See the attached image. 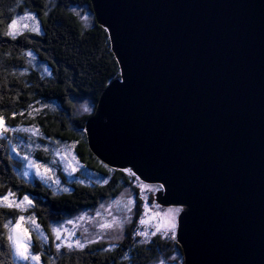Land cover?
Here are the masks:
<instances>
[{"label":"water","instance_id":"obj_1","mask_svg":"<svg viewBox=\"0 0 264 264\" xmlns=\"http://www.w3.org/2000/svg\"><path fill=\"white\" fill-rule=\"evenodd\" d=\"M90 2L120 67L91 152L184 209V264H264V0Z\"/></svg>","mask_w":264,"mask_h":264},{"label":"trees","instance_id":"obj_2","mask_svg":"<svg viewBox=\"0 0 264 264\" xmlns=\"http://www.w3.org/2000/svg\"><path fill=\"white\" fill-rule=\"evenodd\" d=\"M25 14L35 19H21ZM86 14L93 15L90 0H0V116L7 125L19 128L0 139V195L11 189L16 195L9 201L28 195L34 205H28L26 211L0 206V264H13L15 259L4 224L11 217L10 227L15 226L21 215L25 219L19 223L30 231L31 251L40 254V264H152L160 255L175 251L183 257L176 242L156 237L143 244L133 237L143 213L141 183L103 164L89 148L87 121L106 88L120 78V67L108 32L94 15L92 27L87 28L82 22ZM12 19L20 24L15 31L9 27ZM37 24L39 33L33 31ZM85 107L92 112H83ZM28 128L39 129V133L24 131ZM70 147L83 166L72 176L64 171L58 156ZM29 161L46 165L50 169L47 176L32 172ZM103 178L107 183H101ZM128 190L137 203L133 224L127 226L121 241L71 250L60 247L57 252L53 224L96 211L103 202L115 201ZM33 214L47 237L43 248V239L28 226ZM16 264L29 262L17 260Z\"/></svg>","mask_w":264,"mask_h":264},{"label":"rangeland","instance_id":"obj_3","mask_svg":"<svg viewBox=\"0 0 264 264\" xmlns=\"http://www.w3.org/2000/svg\"><path fill=\"white\" fill-rule=\"evenodd\" d=\"M82 22L87 28H91L93 15L86 14L82 17ZM18 25L20 24H17V26L14 28V31L17 30ZM83 112L91 113L92 108L85 107L83 108ZM58 156L61 164L64 166V171L69 176L75 175L82 170V163H80L79 159L77 158L73 147L64 148L63 151L58 154ZM30 170L37 173L35 167H31ZM39 173V176H47V173L42 172L41 170H39ZM142 185H145L147 187H142ZM138 187L141 191L140 196L143 199V213L139 221L136 222V230L133 233V237H139L141 239L140 243L143 244L151 243L152 240L156 237H160L162 240L167 242L177 243L178 218L184 211V209L181 207H168L181 209L179 213L175 214L177 223L176 238L172 239V233L170 231H167V234L165 235L166 229L168 227V218L163 217V213L168 208L160 206L156 201L158 193L163 189L150 191L149 188L159 189V186L146 185L143 183L138 185ZM129 200L132 201L131 204L128 203ZM117 201H119V203H117ZM136 203L137 201L135 194L130 190L125 191L117 200L110 203L103 202L96 211H84L74 218H69L64 222L53 224L52 229L59 228L61 230L60 240H55L57 244L61 245V247H67V244L69 242L75 245V241L77 239H79L81 243L84 244V247L89 244L101 241L116 244L118 241H121L125 237L127 226L133 224L132 222L134 220V210L136 207ZM153 205H158L159 207H154ZM24 207L26 208L28 207V205L25 203ZM129 208L131 209L130 211L128 210ZM142 219L144 221L143 224L141 223ZM113 220H115L117 224H113V226L110 228L101 227L104 224L111 223ZM35 225H37L35 221L30 222V224L28 223V226L31 227V232L39 235L41 239H44L45 232L40 227L38 231L34 230ZM157 227L160 228L159 232L156 231ZM145 231H147L148 233L147 236L143 235ZM12 235L14 238L19 236L21 242L26 246L29 244L32 246L33 244V239L30 231L25 230L22 223H19V227L12 232ZM29 251L32 253L31 247L29 248ZM180 255L181 254L178 252L176 253V251L175 253L172 252L170 255L162 254L160 255L159 259L152 264H184V259ZM18 261L26 262L23 260ZM28 262L29 264H40V261L29 260Z\"/></svg>","mask_w":264,"mask_h":264},{"label":"snow or ice","instance_id":"obj_4","mask_svg":"<svg viewBox=\"0 0 264 264\" xmlns=\"http://www.w3.org/2000/svg\"><path fill=\"white\" fill-rule=\"evenodd\" d=\"M21 19H35L34 16H30L28 14H25V16L21 17ZM17 26V20L16 19H12L11 20V23L9 25L10 28H15ZM25 27H27V25H25ZM33 31L39 33L40 32V28H39V25L37 24V26L33 29ZM10 35H12V33L10 32L9 33ZM13 38L14 35H13ZM22 114V113H21ZM13 117H15L16 113H13L12 114ZM19 128L18 126H9L6 124L5 122V118L3 116H0V139H3L5 134L8 133L9 131H18ZM24 131L26 132H29V133H32L33 135H36L39 133V129H35V131L33 130V128H28V129H24ZM42 135V134H41ZM25 160H28L29 157L28 156H25L24 157ZM53 163H55V161H53ZM30 168L31 167H35L36 170H37V175H39V169L41 168H44V171L45 172H49L50 169L46 166V165H42V164H39V163H36L35 161H29V165H28ZM25 176L28 175L27 172L24 173ZM42 179H44V177H41ZM55 183H59V181H54ZM101 183H107V178H103L101 180ZM142 187H147L145 185H142ZM163 189V186H159V189H151L149 188V190H162ZM64 191H68V189H64ZM16 195L15 192H13L11 189L8 190L7 194L6 195H0V206H4L5 204H7V207L9 208H12L13 206H15V208L17 209H20L22 211H26L27 209L26 208H23L22 206L25 205V203L29 206H34L33 205V201L32 199L29 198L28 195H24L22 199H13L11 201H9V197H14ZM117 203H119V201H117ZM129 204L132 203L131 200L128 201ZM154 207H159L158 205H153ZM129 211L131 210L130 208L128 209ZM181 211L180 208H168L164 213H163V217L165 218H168V227L166 229V232H165V235L167 234V231H170L172 233L171 235V238L172 239H175L176 238V228H177V223H176V215L177 213H179ZM159 215V213H158ZM12 219L13 218H8L7 219V222L4 224V228L5 229H9V235L7 237V239L9 240L10 242V245H11V248H12V251H13V254H14V261H13V264H16V261L17 260H23V261H39L40 259V254H33L29 251V248L31 247V245H24L19 236L17 237H13V235L11 234L13 231L16 230V228L19 227V222L24 220L25 217L24 216H20L18 219H17V223L14 227H10L12 226ZM28 219L32 220V221H35V215L33 214L32 216L28 217ZM141 223L143 224L144 221L143 219L141 220ZM113 224H117V222L115 220H113L111 223L109 224H104L102 225L101 227L103 228H110L113 226ZM117 226H120V225H117ZM34 230H39V225H35L34 227ZM53 231V234L55 236V239L56 240H60V229L59 228H53L52 229ZM157 232L160 231V228L157 227L156 229ZM139 234V233H138ZM155 234V233H153ZM42 235V233H41ZM143 235L147 236L148 233L147 231H145L143 233ZM44 243H47V237H44V239L41 241V248H43V245ZM80 247V248H83L84 247V244L81 243V241L79 239H77L75 241V245H73L71 242H69L67 244V247L69 248V250H71L73 247ZM57 247V252H59L60 250V247L61 245L60 244H57L56 245ZM175 258V257H173ZM125 259H127V257H125Z\"/></svg>","mask_w":264,"mask_h":264},{"label":"bare ground","instance_id":"obj_5","mask_svg":"<svg viewBox=\"0 0 264 264\" xmlns=\"http://www.w3.org/2000/svg\"><path fill=\"white\" fill-rule=\"evenodd\" d=\"M109 233V232H108Z\"/></svg>","mask_w":264,"mask_h":264}]
</instances>
